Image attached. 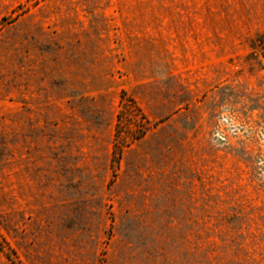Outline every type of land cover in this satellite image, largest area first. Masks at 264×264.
Wrapping results in <instances>:
<instances>
[{
    "label": "rangeland",
    "instance_id": "1",
    "mask_svg": "<svg viewBox=\"0 0 264 264\" xmlns=\"http://www.w3.org/2000/svg\"><path fill=\"white\" fill-rule=\"evenodd\" d=\"M0 264H264V0H0Z\"/></svg>",
    "mask_w": 264,
    "mask_h": 264
}]
</instances>
